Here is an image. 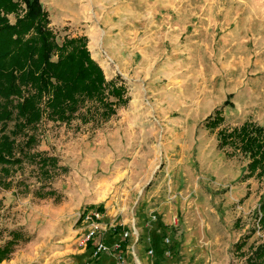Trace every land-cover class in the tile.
Instances as JSON below:
<instances>
[{
  "label": "rangeland",
  "instance_id": "374dc122",
  "mask_svg": "<svg viewBox=\"0 0 264 264\" xmlns=\"http://www.w3.org/2000/svg\"><path fill=\"white\" fill-rule=\"evenodd\" d=\"M88 1L93 18L63 14L72 0L41 3L57 42L86 37L125 102L109 118L84 121L88 102L69 124L44 117L29 130L59 168L47 178L26 163L2 180L0 248L13 232L19 241L0 264H95L80 216L100 205L108 232L125 226L145 257L154 240L158 264H245L264 244V176L242 179L249 158L220 149L206 120L221 111L220 129H264V0Z\"/></svg>",
  "mask_w": 264,
  "mask_h": 264
},
{
  "label": "trees",
  "instance_id": "16d2710c",
  "mask_svg": "<svg viewBox=\"0 0 264 264\" xmlns=\"http://www.w3.org/2000/svg\"><path fill=\"white\" fill-rule=\"evenodd\" d=\"M11 15L15 16V23H11ZM50 23L41 0H0V166L5 177L0 178V184L3 180L8 187L26 163L36 165L41 177L50 178L58 170V159L38 151V138L29 133L36 130L44 117L69 124L85 104L93 102L82 119L87 121L98 111L109 118L115 114L116 106L125 102V87L106 79L103 69L92 58L87 38L66 37L59 44ZM229 104L226 101L224 107ZM11 123L13 129L8 131ZM223 123L221 111L206 120L208 130H218L219 148L231 146L249 158L248 173L242 179L263 177L264 129L246 122L227 131L219 128ZM98 208L105 210L103 205ZM257 224L264 229V198L260 201ZM124 231L118 226L111 235L119 233L123 241ZM12 237L0 248V262L8 259L19 241L17 232ZM247 238L236 244V251L243 250ZM153 241L149 239L150 247L158 259ZM88 246L92 247V241ZM245 264H264V244L250 250Z\"/></svg>",
  "mask_w": 264,
  "mask_h": 264
},
{
  "label": "built area",
  "instance_id": "2783aa9c",
  "mask_svg": "<svg viewBox=\"0 0 264 264\" xmlns=\"http://www.w3.org/2000/svg\"><path fill=\"white\" fill-rule=\"evenodd\" d=\"M103 216L100 210H86L82 213L80 216V219L82 222L87 224L89 226L88 231L85 233L84 239L81 242V245H83L85 248L87 247V243L89 240L94 241V246L92 249V257L96 258L100 254L109 251L110 249H114L118 252V255H116V262L115 264H130L128 261V258L125 255V251L123 250L122 241L117 242L113 245V247L107 246L105 243L106 235L109 233L108 230L110 227L108 225L103 224ZM136 231V230H135ZM130 232L125 231L123 233V239H128L130 237ZM99 235V236H97ZM166 243L169 245V239L165 240ZM170 255V252H166V255ZM147 256L152 260L151 264H156V258H155V252L154 250L149 247L147 250ZM90 264V263H87Z\"/></svg>",
  "mask_w": 264,
  "mask_h": 264
},
{
  "label": "crops",
  "instance_id": "0c3cea01",
  "mask_svg": "<svg viewBox=\"0 0 264 264\" xmlns=\"http://www.w3.org/2000/svg\"><path fill=\"white\" fill-rule=\"evenodd\" d=\"M122 227L124 229H126L125 226H122ZM106 240L109 241V244H110L109 246L111 247L112 244H115L117 241H120L122 239H121L119 233L116 236H113V235H111V233H109L108 238H106ZM124 241L125 240L122 241L123 249L125 248V250H124L125 251V255L128 258V261L130 262V264H135V263H138V262L140 264H150L149 258L145 257V255L143 254V252H144L143 251L144 250L143 246L140 247L139 246L140 244H138L137 246H134L135 244H129L130 242H128V244H124ZM133 246H134V250H135L134 254H132V250H130V249H133ZM130 254L132 255L131 256L132 258L130 257ZM88 255L91 256L90 252H89ZM116 255H118V252L115 251L114 249H110L109 251L100 254L98 260H97V258H93L92 256L89 259H91L93 263L96 262L95 261V259H96L97 262L95 264H115ZM137 260H138V262H137Z\"/></svg>",
  "mask_w": 264,
  "mask_h": 264
},
{
  "label": "bare ground",
  "instance_id": "6f19581e",
  "mask_svg": "<svg viewBox=\"0 0 264 264\" xmlns=\"http://www.w3.org/2000/svg\"><path fill=\"white\" fill-rule=\"evenodd\" d=\"M67 3L65 4L66 7L63 8L62 6V13L67 15L68 17H71V16L90 17L91 16L90 18H93L95 16V13L91 9L92 5H90L88 0H81L79 1V3H75L72 0V2H69L68 4ZM101 39L102 38L98 40L96 36L93 37L94 42H98V41L100 42Z\"/></svg>",
  "mask_w": 264,
  "mask_h": 264
}]
</instances>
